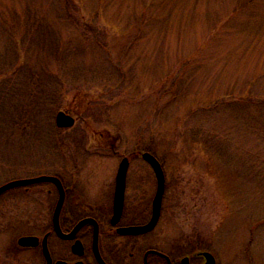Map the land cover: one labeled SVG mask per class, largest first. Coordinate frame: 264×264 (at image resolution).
I'll return each mask as SVG.
<instances>
[{
    "label": "rangeland",
    "instance_id": "1",
    "mask_svg": "<svg viewBox=\"0 0 264 264\" xmlns=\"http://www.w3.org/2000/svg\"><path fill=\"white\" fill-rule=\"evenodd\" d=\"M76 118L59 129L56 115ZM151 237L264 264V0H0V185L61 176L85 203L108 204L124 157L130 204ZM51 183L0 197V264L43 234Z\"/></svg>",
    "mask_w": 264,
    "mask_h": 264
},
{
    "label": "flooded vegetation",
    "instance_id": "2",
    "mask_svg": "<svg viewBox=\"0 0 264 264\" xmlns=\"http://www.w3.org/2000/svg\"><path fill=\"white\" fill-rule=\"evenodd\" d=\"M56 176L61 180L66 196L59 217V229H56L53 221L54 208L52 219L43 234L22 235L38 237L36 246L23 247L19 244L22 236L17 239V250L34 252L39 264H235L226 261L215 248L151 237L163 218L165 196L156 228L143 234H129L123 230L147 224L152 214L147 220L144 214H137L136 205L129 203L127 186L124 208L117 220L114 218L116 182L109 193V203L96 205L85 203L78 196L77 189L69 187L61 176ZM57 193L59 197L58 189Z\"/></svg>",
    "mask_w": 264,
    "mask_h": 264
},
{
    "label": "water",
    "instance_id": "3",
    "mask_svg": "<svg viewBox=\"0 0 264 264\" xmlns=\"http://www.w3.org/2000/svg\"><path fill=\"white\" fill-rule=\"evenodd\" d=\"M76 119L66 111H59L56 115V125L59 128H70L75 125ZM142 158L147 161L151 167L153 168L157 181H158V188L155 195V198L153 200V210H152V217L150 221L141 226H134L125 228L123 232L129 233V234H143L150 232L154 230L160 220L161 211H162V204H163V198L166 191V177L164 173V169L162 167V164L158 160V158L152 154L151 152H143ZM129 159L125 157L120 165L116 176V188H115V201H114V211L115 216L117 220L120 218L123 208H124V197H125V191L127 186V175L129 170ZM53 183L58 191H59V197L58 201L55 207V211L53 214V221L55 224L56 229H59V217L61 210L63 208L64 202H65V190L64 186L61 182V180L57 176L53 175H41L37 177L32 178H25V179H16L13 181H9L3 185L0 186V195L4 192L21 186H28L33 184H39V183ZM39 242V238L36 236H22L19 238V244L23 247H31L36 246Z\"/></svg>",
    "mask_w": 264,
    "mask_h": 264
}]
</instances>
